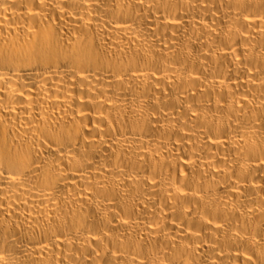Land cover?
Instances as JSON below:
<instances>
[{
	"label": "bare ground",
	"instance_id": "1",
	"mask_svg": "<svg viewBox=\"0 0 264 264\" xmlns=\"http://www.w3.org/2000/svg\"><path fill=\"white\" fill-rule=\"evenodd\" d=\"M0 264H264V0H0Z\"/></svg>",
	"mask_w": 264,
	"mask_h": 264
}]
</instances>
